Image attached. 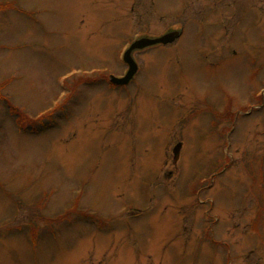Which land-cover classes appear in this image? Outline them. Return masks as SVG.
Wrapping results in <instances>:
<instances>
[{"label":"rangeland","instance_id":"rangeland-1","mask_svg":"<svg viewBox=\"0 0 264 264\" xmlns=\"http://www.w3.org/2000/svg\"><path fill=\"white\" fill-rule=\"evenodd\" d=\"M0 85V264H264V0H0Z\"/></svg>","mask_w":264,"mask_h":264},{"label":"water","instance_id":"water-1","mask_svg":"<svg viewBox=\"0 0 264 264\" xmlns=\"http://www.w3.org/2000/svg\"><path fill=\"white\" fill-rule=\"evenodd\" d=\"M177 37H178L177 33H172V34H169V35H167L165 37H162V38H159V39H155V40L143 39V40H139V41L133 43L131 45V47L128 49V51L124 54V61L129 66V71H128L127 75L123 79L112 78L111 82L113 84H116V85H126L129 82V80L132 79L133 75L136 72V66L133 63L132 59L130 58V54H131V52L133 50L143 49L145 47L153 46V45H156V44L172 43ZM179 147L180 146L178 145L174 149L175 153H177V151L179 150Z\"/></svg>","mask_w":264,"mask_h":264},{"label":"trees","instance_id":"trees-1","mask_svg":"<svg viewBox=\"0 0 264 264\" xmlns=\"http://www.w3.org/2000/svg\"><path fill=\"white\" fill-rule=\"evenodd\" d=\"M1 89H3V85L0 86V90H1ZM17 110H18V109H17ZM17 110H13V108H9V113H10V116H11L13 119H15L16 121H17V119H18V122L21 124L22 121L25 122V120H27V119H26V117H24V116L20 117V115L17 113V112H18ZM19 111H21V110L19 109ZM19 113H20V112H19ZM40 119H42V118H40ZM40 119H38V120L35 121V122L30 121V120H27V121H29V122H27V124H25V125H26V127H29V128L31 129V124L37 123ZM20 124H19V125H20ZM20 129H21V128H20ZM24 130L27 131V130H29V129H24ZM33 132H36V131H33Z\"/></svg>","mask_w":264,"mask_h":264}]
</instances>
